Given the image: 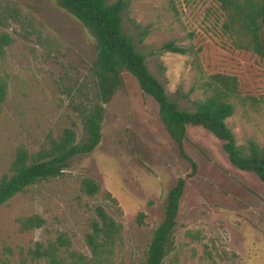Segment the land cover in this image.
Here are the masks:
<instances>
[{
	"label": "rangeland",
	"instance_id": "rangeland-1",
	"mask_svg": "<svg viewBox=\"0 0 264 264\" xmlns=\"http://www.w3.org/2000/svg\"><path fill=\"white\" fill-rule=\"evenodd\" d=\"M222 22L218 0H132L122 25L131 33L148 29L140 49L170 95L180 90L190 92V100L200 97L191 51L205 74L235 76L243 102L226 123L238 145L253 138L264 146V60L235 49ZM2 35L10 42L0 51V77L7 84L0 109V177L9 173L19 146L29 154L47 149L65 129L74 131L76 142L82 139L76 109L91 94L94 56L92 37L52 0H0ZM167 42L189 51L160 52ZM121 77V88L104 105L97 147L68 160L61 176L0 206V264H35L28 250L59 233L68 236L72 250L89 256L85 234L97 206L122 226L115 262L141 264L179 178L185 187L174 249L162 264H264V184L231 166L213 135L188 126L184 151L196 164L192 173L163 129L157 104L131 74L123 71ZM84 178L94 180L100 192L87 195ZM34 214L45 225L19 232L16 219Z\"/></svg>",
	"mask_w": 264,
	"mask_h": 264
},
{
	"label": "trees",
	"instance_id": "trees-1",
	"mask_svg": "<svg viewBox=\"0 0 264 264\" xmlns=\"http://www.w3.org/2000/svg\"><path fill=\"white\" fill-rule=\"evenodd\" d=\"M57 7L75 18L94 40V56L90 64L91 94L83 98L76 112L83 130V137L76 142L75 133L65 129L57 140H51L49 148L29 154L23 147L15 150L9 173L0 177V206L17 194L42 181L59 177L67 168V162L78 155L91 153L101 140V123L104 105L109 103L121 88L123 71L131 74L141 91L151 97L158 107L159 120L168 137L175 144L179 156L186 160L192 173L195 162L186 155L184 141L188 126L201 127L221 143V149L234 168L254 174L264 184V146L253 138L237 144L226 120L232 117L238 103L243 102L238 80L233 75L205 74L197 53L191 51V69L199 72L200 97L189 99V93L180 90L172 95L152 73L146 63V55L140 45L148 35V29L131 33L123 28L122 20L128 15L132 0H52ZM222 12V29L231 39L235 49L251 52L264 60V0H218ZM10 39L0 37V51ZM187 48L167 42L160 52L186 54ZM192 91V89L190 90ZM7 98V84L0 77V109ZM180 101L190 103L181 104ZM185 180L179 178L169 189L163 218L153 230L144 260L141 264H162L174 249V231L183 195ZM82 190L89 196L100 192V186L91 178L81 182ZM113 208L116 201L105 194ZM21 233L40 229L45 220L37 215L16 219ZM90 231L85 234L89 256L71 249L65 233H59L46 241H37L28 250L30 262L35 264H119L114 260L115 249L121 241L122 226L101 206L94 209ZM25 261H23L24 264ZM121 264V263H120Z\"/></svg>",
	"mask_w": 264,
	"mask_h": 264
}]
</instances>
